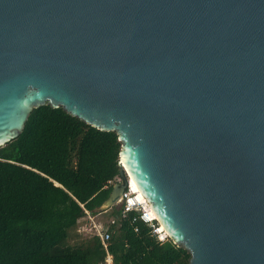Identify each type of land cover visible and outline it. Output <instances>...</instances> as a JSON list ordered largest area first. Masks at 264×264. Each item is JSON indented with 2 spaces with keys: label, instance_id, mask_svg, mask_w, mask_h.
<instances>
[{
  "label": "water",
  "instance_id": "obj_1",
  "mask_svg": "<svg viewBox=\"0 0 264 264\" xmlns=\"http://www.w3.org/2000/svg\"><path fill=\"white\" fill-rule=\"evenodd\" d=\"M60 107L120 143L186 264H264V0H0V147Z\"/></svg>",
  "mask_w": 264,
  "mask_h": 264
},
{
  "label": "trees",
  "instance_id": "obj_2",
  "mask_svg": "<svg viewBox=\"0 0 264 264\" xmlns=\"http://www.w3.org/2000/svg\"><path fill=\"white\" fill-rule=\"evenodd\" d=\"M119 148L114 132L60 107L32 108L21 132L0 147V264H103L95 234L68 237L78 220L98 214L118 178ZM109 210L111 264H186L188 253L168 238L157 241L137 212Z\"/></svg>",
  "mask_w": 264,
  "mask_h": 264
},
{
  "label": "built area",
  "instance_id": "obj_3",
  "mask_svg": "<svg viewBox=\"0 0 264 264\" xmlns=\"http://www.w3.org/2000/svg\"><path fill=\"white\" fill-rule=\"evenodd\" d=\"M119 209L121 217L126 215L129 211L137 212L138 220L150 228L151 234L157 241L162 242L167 239L166 233L162 228L159 227V224L155 220V216L152 217L150 214V208L148 204L144 199H137L136 193L130 188L127 179L125 182V188L120 196ZM136 230L137 228L133 227V231L136 232ZM91 232L99 238L100 243L105 251L103 264H111V256L106 251V245L109 239L108 232L105 230L102 224L94 222L93 220H91Z\"/></svg>",
  "mask_w": 264,
  "mask_h": 264
},
{
  "label": "rangeland",
  "instance_id": "obj_4",
  "mask_svg": "<svg viewBox=\"0 0 264 264\" xmlns=\"http://www.w3.org/2000/svg\"><path fill=\"white\" fill-rule=\"evenodd\" d=\"M114 181H117V178ZM113 207L115 209L116 208L118 209L119 204ZM90 219L104 226L105 223L112 221L114 218L113 216H111L110 210H107L106 212H103V213L94 214L89 217H83L82 219L78 220L74 229L70 231L68 242L72 243V242L80 241L86 238L91 233V220Z\"/></svg>",
  "mask_w": 264,
  "mask_h": 264
},
{
  "label": "bare ground",
  "instance_id": "obj_5",
  "mask_svg": "<svg viewBox=\"0 0 264 264\" xmlns=\"http://www.w3.org/2000/svg\"><path fill=\"white\" fill-rule=\"evenodd\" d=\"M127 180H128V184H129L130 188L132 189V191H134V192L136 193V197H137V199L143 200L144 198H143V197L141 196V194L139 193V191H138V189L136 188L135 184L133 183L132 179L129 178V179H127ZM150 214L152 215V217L154 216V213H153L151 210H150ZM159 227L162 228L161 225H159Z\"/></svg>",
  "mask_w": 264,
  "mask_h": 264
}]
</instances>
